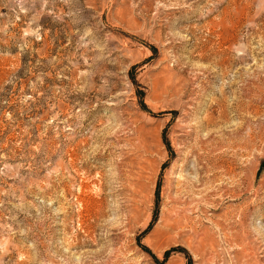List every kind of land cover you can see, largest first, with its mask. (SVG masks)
Wrapping results in <instances>:
<instances>
[{
    "label": "rangeland",
    "instance_id": "rangeland-1",
    "mask_svg": "<svg viewBox=\"0 0 264 264\" xmlns=\"http://www.w3.org/2000/svg\"><path fill=\"white\" fill-rule=\"evenodd\" d=\"M0 264H264V0H0Z\"/></svg>",
    "mask_w": 264,
    "mask_h": 264
},
{
    "label": "bare ground",
    "instance_id": "bare-ground-1",
    "mask_svg": "<svg viewBox=\"0 0 264 264\" xmlns=\"http://www.w3.org/2000/svg\"><path fill=\"white\" fill-rule=\"evenodd\" d=\"M174 221V220H173ZM175 222V221H174ZM177 222V221H176ZM173 223V222H172Z\"/></svg>",
    "mask_w": 264,
    "mask_h": 264
}]
</instances>
